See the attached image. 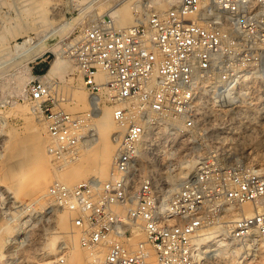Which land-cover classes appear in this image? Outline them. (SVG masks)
Segmentation results:
<instances>
[{"label":"built area","instance_id":"built-area-1","mask_svg":"<svg viewBox=\"0 0 264 264\" xmlns=\"http://www.w3.org/2000/svg\"><path fill=\"white\" fill-rule=\"evenodd\" d=\"M69 53L92 105L104 98L124 132L107 179L54 180L48 194L72 214L84 248L107 247L100 264H149L152 252L155 264H195L206 229L246 202H264V164L202 159L170 194L174 138L184 140L212 110L231 112L223 124L237 132L264 121L250 91L264 79V0H179L129 27L89 26ZM40 75L29 96L48 114L47 151L55 160L73 156L94 107L52 108L57 98ZM233 219L231 238L248 252L253 239L264 248V207Z\"/></svg>","mask_w":264,"mask_h":264},{"label":"rangeland","instance_id":"rangeland-1","mask_svg":"<svg viewBox=\"0 0 264 264\" xmlns=\"http://www.w3.org/2000/svg\"><path fill=\"white\" fill-rule=\"evenodd\" d=\"M138 4L139 7L136 8ZM171 6L169 3L166 9ZM142 9L149 13L158 11L150 0H139V2L137 0H0V59L2 58L0 61V225L8 224V222L14 225L12 229L0 233L2 236L0 260L8 258L15 262L13 264H58L60 257H63L64 264H68L72 251L71 234L79 235L78 243L86 255L82 252L83 263L88 259L87 254L92 253L91 250L81 245L80 233L72 225L70 212L68 230L71 229V233L64 232L58 226L57 216L65 210L58 207L50 195L49 200L52 199V203L43 198L38 202L31 203L29 195H27L28 188L25 187L27 191L24 190L25 192L12 197L10 188L8 189L10 184H8L9 178L5 170V167L10 164V158L7 159L11 155L9 145L12 137L27 136L30 131L34 132L36 125L45 124L48 119L46 112L38 114L28 111V108L30 110V107L37 102L29 96L33 80L37 78L38 74V71L33 67L36 62L42 59L39 68L43 67V69L40 73H46L52 60L56 57V52L52 48L61 49L59 52L69 58L71 69L52 79L41 76L42 79L49 82L52 97L58 100H55L52 108H63L71 114L87 112L91 106L84 101L90 100V93L84 86L72 56L69 55V45L82 36L85 28L103 22H112L113 18L110 15L112 10H116L117 15L126 21L124 26L115 24L120 29L133 25L131 23L137 21ZM26 28L29 29L27 33L24 31ZM29 35L32 36V41L25 45L33 46V53L30 56L29 53L23 54L15 48L16 43H21ZM40 37H43L42 42L34 45V42L37 43L36 41H39ZM29 75L32 76L29 77ZM254 80L251 84L252 87H255L254 100L258 105H263L261 107L263 108L264 79L257 83V79ZM75 94L81 95V103L74 102ZM96 107L93 109L89 123L97 120L104 108L112 110L111 105L104 98L98 102ZM261 108L256 107L255 109L258 115L262 111ZM232 115L231 112L224 114L218 111H209L203 122H198L194 127L186 130L184 140L179 135L174 138L176 143L172 157L177 165L174 174L183 175V172L186 171L194 172L193 170L197 169L202 159L227 163L242 161L243 163L264 164L262 158L264 155V121L248 123L240 132H237L226 123L223 124V119L225 117L230 119ZM113 118L118 124L114 115ZM84 131L87 136L83 140L93 137L94 130L91 124L87 125ZM123 132L124 128L120 134L117 132L112 135L120 137ZM41 136L46 140L44 150L48 155L46 149L49 141L47 127ZM117 137L113 140L115 146ZM75 157L76 155L64 158V160L70 161ZM49 158L53 162V171L60 170L63 159L55 160L50 155ZM109 175L110 173L104 179H107ZM92 176L94 177L90 172L74 183L81 179L92 178ZM56 179L58 178L53 176L48 185ZM49 204L52 205V208ZM253 205L251 202L240 205L238 209H234V212L227 214L228 216L225 215L220 224H216L208 228L210 231L206 229L202 233L204 235L197 239L201 243L199 248L203 250L204 262L202 264H264V248L254 241L255 250L248 252L247 244L230 237L227 228L229 223L222 222L239 215L235 213V210L248 214L246 210L249 208L254 212L257 208L264 207L259 204ZM221 233L224 238L215 241L214 235ZM49 243L50 245H48ZM0 264H2L1 261ZM195 264H197L196 260Z\"/></svg>","mask_w":264,"mask_h":264},{"label":"bare ground","instance_id":"bare-ground-1","mask_svg":"<svg viewBox=\"0 0 264 264\" xmlns=\"http://www.w3.org/2000/svg\"><path fill=\"white\" fill-rule=\"evenodd\" d=\"M150 1L153 3L154 8L158 11L166 10L167 5L169 3L171 5H176L179 2V0H150ZM137 2H139V0H137ZM138 7H139V4L136 5V8H138ZM116 10H112L110 12V15L112 16L113 21L116 25L118 24L119 26H124V24H126V21L117 15ZM56 12H57V9H56ZM148 13L149 12L142 9L141 14L139 15L140 17L139 16H138L139 18L137 17L136 22L140 21V19H144L148 15ZM136 22L133 21L131 24H135ZM27 30H29V29L26 28L24 31L27 33ZM42 39H43V37H40L39 41L35 40L37 43L34 42V45L40 44L42 42ZM31 41H32V36L29 35L21 43H16L15 48L19 49L20 52L23 54H25L26 52L29 53L28 55L30 56L33 53L32 52L33 46H26L25 44H27L28 42L31 43ZM31 45H33V44H31ZM52 49L55 50L56 57L52 60V62L50 64L48 70L46 71V73L40 75V77L46 76L49 78L51 77V79H52L55 76H58V75L61 76L68 69L69 70L71 69V63L69 62V58H67L65 55H63L59 52V50H61V49L58 50L57 47H53ZM69 55H71V54L69 53ZM24 57L26 58V56H24ZM25 58H22V59H25ZM1 59H0V61H1ZM31 76L32 75H29V77H31ZM261 76H263V75H261ZM253 81H255V80L253 79ZM254 89H255V87H252V89L250 90L253 95H255ZM230 93H231V90H230L229 94ZM232 95H234V94H231V96ZM214 96H216V95H214ZM74 102L76 104L81 103L82 102L81 95L75 94ZM84 102L88 103L87 105H90L91 108L94 107L92 105L91 98H90V100L88 99V100H85ZM255 102H257V101H255ZM262 106L263 105H257L256 107L261 108ZM26 108H28V107H26ZM261 110H262L261 112H263L264 107L261 108ZM28 111L30 113H38L39 114L42 111V109L40 107V103L36 102L35 104H33L30 107V110L28 108ZM261 112H260V114H261ZM95 114H97V112H95ZM45 122L44 123L46 125L43 123H41V124L39 123L38 125H36L34 128V132L30 131L27 136L12 137V139H11V142L9 145V151L11 152L10 153L11 155L9 157H7V159L10 158V160H9L10 164L7 167H5V170L7 171V176L9 178V182H10L9 183L7 181L8 184H10L8 189L10 188L9 190L12 194V197L18 196L22 192L27 191L25 189V187H27L28 188L27 195H29L31 203L32 202H38L42 198L48 202H51L52 199L49 200L51 196L49 197V194L47 192V185L53 176L57 177L60 181H64V182L69 183V184H73L75 181L80 180V178L85 177L90 172L92 173V175H94V177H97L101 180H103L104 178H106L108 176V174L110 173L111 167H112V161H113V157L115 154V147H116L113 143V140H115V136H117V135L113 136L114 135L113 133L119 132L118 134H120L121 130H123L120 125L116 124V122L113 118V112L111 109L104 108L101 115L99 117H97V120H95L93 123L88 122L89 124H87V125L91 124V127L94 130V132L92 133L93 137H91V139L86 138L85 140H83V142H81L80 145L77 147V153L75 154L76 157L70 161L63 159L61 161L62 166H61L60 170H56V171H53L54 166H53L52 159L50 160V158H49L50 154L47 155L45 153V150H44V145H45L46 140H45V138H43L44 135L43 136H41V135H42L43 131H45V129L48 125L47 124L48 120ZM231 128L234 130V126H231ZM45 134L47 135V133H45ZM12 155H14V156H12ZM75 155H73V156H75ZM262 158L264 159V155L262 156ZM58 165L60 166V164H58ZM193 171H195V170H193ZM187 174H189L188 171H186L185 173L183 172V175H179V174H170L169 175L168 181H169V193L170 194L174 193L178 189L183 178L186 177ZM92 178H93V176H92ZM58 179H56V180H58ZM13 201H14V199H13ZM258 204L264 205V202L258 203ZM50 207L52 208V205H50ZM260 207H262V206H260ZM235 213L239 214V212L236 210H235ZM246 213L252 214L253 211L251 210V208H249L246 210ZM230 217H231V215H230ZM234 217H236V215ZM232 221H234V219L230 218V219H226L222 222H228L229 224H231ZM57 224L61 229H63L64 232H70L71 231V229H70V231L68 230V228H69V211L68 210H65L64 212L60 213L57 216ZM13 226L14 225L10 224L9 222H8V224L4 223L3 225H0V233H2L1 231H8V230L12 229ZM221 235H223V234L221 233V234L214 235L215 241H219L220 239L224 238V236H221ZM80 236H81V234H80ZM138 238L143 239L144 235L141 233L138 235ZM78 239H79L78 234H71L70 240L72 242V251H71V254L69 256V263L68 264H100L101 260L103 259L104 255H105L107 247L100 245L97 248H95L94 250H91L92 253L90 252L87 254L88 259L86 262L83 263V258H82V252L83 251L81 249V246L78 243ZM253 240L256 241L255 239H253ZM1 241H2V236L0 234V243H1ZM200 244H201L200 240L195 241L196 251L194 253V258H195L197 264H202L204 262L203 257H202L203 250H201L199 248ZM48 245H50V243ZM84 255H85V253H84ZM87 257H85V258H87ZM0 261L2 262V264H13V263H15L13 260H10L8 258H6L4 260H0ZM149 264H155V256H154L153 252L149 257Z\"/></svg>","mask_w":264,"mask_h":264},{"label":"crops","instance_id":"crops-1","mask_svg":"<svg viewBox=\"0 0 264 264\" xmlns=\"http://www.w3.org/2000/svg\"><path fill=\"white\" fill-rule=\"evenodd\" d=\"M41 61H42V59L38 60V61L36 62V65L33 66L34 69H36V70L38 71V73H40L41 70L43 69V67L39 68V66H40L39 64H40Z\"/></svg>","mask_w":264,"mask_h":264}]
</instances>
